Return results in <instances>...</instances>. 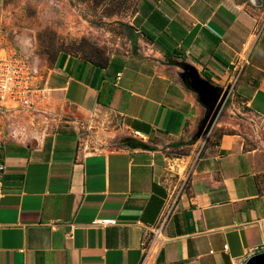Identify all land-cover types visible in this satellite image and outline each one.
<instances>
[{
    "label": "crops",
    "instance_id": "obj_1",
    "mask_svg": "<svg viewBox=\"0 0 264 264\" xmlns=\"http://www.w3.org/2000/svg\"><path fill=\"white\" fill-rule=\"evenodd\" d=\"M126 26L136 52L104 64L62 53L43 73L16 36L66 115L7 122L0 264H243L264 251V143L237 131L211 142L181 78L187 64L228 88L264 127V0H137ZM99 112L117 119L116 146L87 151L77 115Z\"/></svg>",
    "mask_w": 264,
    "mask_h": 264
},
{
    "label": "rangeland",
    "instance_id": "obj_2",
    "mask_svg": "<svg viewBox=\"0 0 264 264\" xmlns=\"http://www.w3.org/2000/svg\"><path fill=\"white\" fill-rule=\"evenodd\" d=\"M136 8L137 0H1L0 28L3 37L0 44L16 49L20 44L24 47L26 44L16 38L18 34L22 35L29 40L25 49L28 48L33 62L41 67V73L62 53L103 64L112 53L136 52V34L126 26ZM58 102L48 91L41 111L33 115H66V110L60 108L57 111L54 108L59 106ZM47 106L54 110H49ZM20 116L21 113L12 114L2 122L19 119ZM77 116L82 118L79 119L82 123L78 124L84 139L81 146L85 150L116 146L114 132L118 125L115 117L100 112L92 116ZM84 120L86 123L83 124ZM3 127L4 139H8V123ZM212 127L211 142L222 132L237 131L248 147L264 143V127L260 120L250 114L237 95L230 91ZM257 132L258 137L255 136ZM205 140L203 135L199 142L202 144Z\"/></svg>",
    "mask_w": 264,
    "mask_h": 264
},
{
    "label": "built area",
    "instance_id": "obj_3",
    "mask_svg": "<svg viewBox=\"0 0 264 264\" xmlns=\"http://www.w3.org/2000/svg\"><path fill=\"white\" fill-rule=\"evenodd\" d=\"M2 37V28H0V39ZM38 80L39 72L26 54L18 48L16 49V47L0 44V186L5 170L3 144L6 135L3 131V125L7 126V123L2 122V120L7 116L20 112L34 113L41 111L48 92L44 86L37 83ZM175 200V195L172 194L167 199L155 223L154 231L150 237L154 245L157 244L156 241L161 228L175 209ZM116 223V219L95 218L89 225L105 226L115 225ZM223 248H226V245H223Z\"/></svg>",
    "mask_w": 264,
    "mask_h": 264
},
{
    "label": "water",
    "instance_id": "obj_4",
    "mask_svg": "<svg viewBox=\"0 0 264 264\" xmlns=\"http://www.w3.org/2000/svg\"><path fill=\"white\" fill-rule=\"evenodd\" d=\"M181 78L187 87L197 94L198 100L208 109V114L201 124L202 134H206L215 123L222 105L229 95V89L211 84L199 76L186 64L183 66ZM243 264H264V251L254 253L247 257Z\"/></svg>",
    "mask_w": 264,
    "mask_h": 264
},
{
    "label": "trees",
    "instance_id": "obj_5",
    "mask_svg": "<svg viewBox=\"0 0 264 264\" xmlns=\"http://www.w3.org/2000/svg\"><path fill=\"white\" fill-rule=\"evenodd\" d=\"M105 62H106V60H105ZM105 62H104V63H105ZM104 63H103V64H104Z\"/></svg>",
    "mask_w": 264,
    "mask_h": 264
}]
</instances>
